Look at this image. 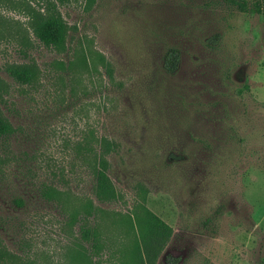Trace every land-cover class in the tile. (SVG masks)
<instances>
[{"label":"rangeland","instance_id":"rangeland-1","mask_svg":"<svg viewBox=\"0 0 264 264\" xmlns=\"http://www.w3.org/2000/svg\"><path fill=\"white\" fill-rule=\"evenodd\" d=\"M239 1L0 0V109L14 128L0 142L3 264H72L74 252L133 264L128 219L144 209L169 230L146 235L152 264H264V15L250 10L260 0ZM50 7L67 27L60 50L29 26ZM28 60L31 86L3 71ZM102 138L109 201L94 197L89 167ZM45 185L58 201L39 195ZM88 202L93 254L79 237Z\"/></svg>","mask_w":264,"mask_h":264},{"label":"trees","instance_id":"trees-1","mask_svg":"<svg viewBox=\"0 0 264 264\" xmlns=\"http://www.w3.org/2000/svg\"><path fill=\"white\" fill-rule=\"evenodd\" d=\"M240 10L245 9L244 1L236 2ZM254 13L264 15V0L254 2L250 8ZM29 26L34 38L46 47L56 50L62 49L66 35V24L60 17L59 13L52 7L47 8L44 12H31ZM175 52L173 50L166 51L163 58V67L167 71H171L174 67ZM3 71L6 75L18 85L31 86L37 81L39 69L35 62L28 60L25 62H9L3 65ZM8 84L0 78V103L3 102L2 96L7 92ZM14 132V128L8 119L3 115L0 109V142H5L7 138ZM100 151L93 153V161L89 165L90 174L94 178V197L98 201H109L115 198L116 193L108 178L106 169L108 166L105 154L110 150V142L104 138L100 140ZM0 154V169L2 164L7 161L8 155L3 149ZM58 190L53 186L45 185L40 187L39 195L46 200L58 201ZM12 203L14 207L22 206L23 201L19 197H13ZM96 209L90 206L89 202L83 206L84 216L83 222L79 226V237L81 240L88 241L90 244V253L93 254L98 250L96 240V228L90 226L85 220L90 210ZM143 215L133 217V221L128 219V225L132 230V234L137 242V259L133 264H152L153 260H148V255L156 247L157 243H149L148 236L154 237V241H158L161 236H167L169 230L160 220L151 212L144 209ZM148 234V236H146ZM138 238H137V237ZM81 264H85L83 255L74 252L70 255V262L76 264L78 258ZM147 259V261H146ZM12 261L9 251L0 243V264Z\"/></svg>","mask_w":264,"mask_h":264}]
</instances>
